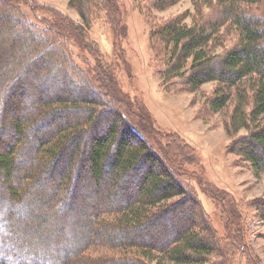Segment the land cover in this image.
<instances>
[{
    "label": "trees",
    "instance_id": "1",
    "mask_svg": "<svg viewBox=\"0 0 264 264\" xmlns=\"http://www.w3.org/2000/svg\"><path fill=\"white\" fill-rule=\"evenodd\" d=\"M146 1L151 8L163 10L179 0ZM191 3L192 10L151 22L149 66L158 73L165 89L197 92L204 84L212 83V91L203 100L212 113L222 112L227 116L223 123L230 138L228 150L248 162L257 176L264 175V0H191ZM67 4L77 10L80 22L49 3L0 0V130L10 128L16 136L13 143L3 141L4 149H0L1 184L10 193L7 199L0 193V201L13 203L22 196L26 204H34L25 195L26 191L21 192L22 184L10 183L26 125L43 127V134L35 137L31 147L39 160V174L55 179L57 170L66 167V175L60 184H54L51 193H32L39 206L27 205L29 214L39 216L44 201L51 200L46 210L53 218L76 219L71 207L77 201V189L82 190L79 180L85 178L92 183V187H86L91 194L106 183L105 192L119 187L124 198L120 200L116 196L113 202H98L89 207L81 204L88 215L80 226L83 235L74 238L71 245L65 243L69 247L63 252L54 249L57 236L54 232L35 234L30 244L22 246L19 264H25L30 257L47 264H82L83 261L232 264L235 248L228 241H233L227 234L218 235L199 198L183 179L192 173L181 164L184 156L179 151L184 145L174 134L156 130L146 107L120 91L99 59L98 48L85 36V28L101 17L115 33L118 27L115 1L68 0ZM75 48L86 49L92 57L96 54L94 65L83 57L81 66L76 61L79 53H74ZM58 78L75 82L76 96H45L33 117L15 116L11 127L4 123L6 105L14 101L18 105L24 93L30 97L36 94L39 99L37 92L41 85L34 80L43 79L39 82L43 86L44 81ZM57 117L62 122H56ZM67 117L72 119L66 120ZM128 134L133 136V141L127 139ZM166 137H171L181 148L173 145L170 149ZM69 146L71 155L63 159ZM54 165L59 168L52 171ZM155 165L159 170L153 168ZM134 171H138L133 175L138 179L137 190L131 193L128 186L133 182ZM54 172L57 175L53 176ZM35 180V174L27 172L21 181ZM200 185L216 200L223 199L221 190L214 185L201 179ZM99 192L97 200L101 201ZM185 201L193 209L183 225L173 233H166L163 243L143 239L156 236L157 230L152 225ZM58 202L71 211L65 214L55 209L53 204ZM252 206L264 220V197L255 198ZM61 225L55 228L61 229ZM14 227L12 218L1 211L0 231L6 233ZM23 236L30 235L23 233ZM10 241L9 235L0 234V254L11 252ZM0 264L7 263L0 258Z\"/></svg>",
    "mask_w": 264,
    "mask_h": 264
},
{
    "label": "rangeland",
    "instance_id": "2",
    "mask_svg": "<svg viewBox=\"0 0 264 264\" xmlns=\"http://www.w3.org/2000/svg\"><path fill=\"white\" fill-rule=\"evenodd\" d=\"M36 1L52 4L75 21L80 22L77 10L68 6V0ZM114 1L118 10V27H116L115 33L111 32L105 19L101 17L93 21L89 28H85V36L88 42L98 48L99 59L105 63V68L109 69L120 91L122 93L127 92L131 99L141 102L146 107L154 128L166 134H174L178 137L181 144L184 145L185 148L179 151L184 156L181 164L185 171L189 170L192 173L186 174L183 176V179L186 183L190 184L192 191L199 198L218 235L227 234L233 241L229 242L227 240L230 245L233 243L234 245L232 246L235 248L232 264H264V220L259 217L252 206V201L255 198L264 197V175L257 176L248 162L238 158L235 153L228 150L227 145L230 138L225 132L223 123L227 116L222 112L220 114L212 113L203 100L212 91V83L204 84L197 92L171 90V88L165 89L161 84L158 73L154 72L149 66L152 52L148 45V29L151 22L179 14L186 10H192L191 0H179L163 10L151 8L147 5L146 0ZM25 9L30 15L33 14L28 8L25 7ZM73 50L75 54L79 53L75 58L76 61L80 62L81 66L84 65L82 63L83 57L87 58L91 66L94 65V57H97L96 54L92 57L86 49L79 51L78 48H75ZM42 81L43 79L34 80L35 84L41 85L39 86V92H37L39 99L36 94L30 97L24 93L21 99L18 100V105L14 101L4 107L5 114L3 121L6 125L8 124L11 127L13 117L18 115L24 119L33 117L34 112L39 107V102L45 96L57 94L74 97L77 94L75 82L73 84L58 78L53 81H44L45 85L43 86L45 87H43L42 83H39ZM91 95L96 96L93 92H91ZM103 99L106 100L107 97H103ZM114 105V103H110V106L115 107ZM68 119L71 120L72 118L67 117L66 120ZM55 120L56 122H62L63 119L57 117ZM41 129L43 127L39 129L33 125H26L24 141L17 148L16 165L10 180V183L13 185L22 184L21 192L26 191L25 195L29 196L28 198L30 201H34V204L28 202L26 204L22 196L13 203L0 201V212L3 211L5 214H8L15 225L9 232L4 233L0 231V234L9 235L12 239L10 241L12 243L8 247V250L11 252L0 254V258H3L7 264H19L20 258L18 257H21L20 255L23 253L22 249H24L22 246L30 244L35 234L40 235L42 231L50 232L51 234L54 232L57 235L56 239H54V249H63L64 252L76 238L84 234V229L80 230V226H83V221L88 215L81 209V204L89 207L90 204L98 202H113L116 196L120 200L124 198V193L119 187L118 189L115 187L105 192L106 183L102 184L100 189L95 191L94 194H91L87 191V188L92 187V183L89 179L85 178L84 182L79 180V187H82V190L81 188L77 189V198H75L77 201L71 207L72 211L75 212L76 219H72L70 216L64 220L53 218L52 213L46 210L50 206L51 200L44 201L43 206L40 208L39 216H33L32 212L29 214L27 205L32 204L34 208L39 206L37 205L39 204L37 200L34 197L32 198V193L34 192L35 194L36 191L37 193L39 191L51 193L50 191L54 187V184H60L61 178L66 175V167L63 170L59 169V171L57 170L59 168L56 167L57 165L52 167V171L57 170L58 175L57 172L52 174L53 176L57 175L58 178L51 179L49 176L44 177L39 174V160L31 147L35 144V137L43 134ZM48 129L54 130V128ZM11 132L10 128L0 130V149H4L3 141L15 142L16 136ZM147 132H145L146 135H148ZM241 132L244 133L240 131V134ZM135 135L141 140V137L137 133ZM126 137L130 141L134 140L133 136L129 134ZM166 138L170 140V149L173 145L178 146L171 137ZM70 149L72 150L70 146L65 149L63 159L71 155ZM160 167L165 169L162 164ZM153 168L159 170L156 165ZM27 172L35 174L36 180L33 183H28L27 181L22 183V177ZM137 172L134 171L132 173L131 178L133 182L129 186L127 185L131 193L137 190L136 181L138 179L135 180L133 176ZM200 179L202 182L206 181L210 186L214 185V187L220 189L223 199L216 200L210 192L200 185ZM1 183L2 177L0 175L1 197L7 199L10 193ZM83 186L84 188L87 187L86 190L83 189ZM97 192L100 193L99 198H101V201L97 200ZM79 199L81 202L83 200V203ZM59 204V202L53 204V207L55 209L59 208L65 214L71 211L70 207H67L65 204ZM192 209L193 206L190 202H183L172 213L163 216L159 223L152 225L157 230L156 236L143 237V239L163 243L167 237L166 233H173L175 228L183 225L190 217ZM60 223L62 224L60 226L62 228L57 230L55 225ZM23 233H27L30 236L25 238ZM67 234L71 235L72 238ZM67 237H69V240H66ZM240 242L242 244L239 246V249H236V246ZM109 263L102 262V264ZM25 264L47 263L44 260L30 257L25 260ZM82 264L97 263L83 261ZM164 264L174 263L165 262Z\"/></svg>",
    "mask_w": 264,
    "mask_h": 264
}]
</instances>
